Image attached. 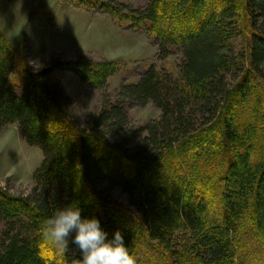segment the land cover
Segmentation results:
<instances>
[{
	"label": "trees",
	"instance_id": "trees-1",
	"mask_svg": "<svg viewBox=\"0 0 264 264\" xmlns=\"http://www.w3.org/2000/svg\"><path fill=\"white\" fill-rule=\"evenodd\" d=\"M101 8L146 28L160 61L181 52L179 74L151 65L84 129L44 78L67 70L101 91L117 64L52 60L18 75L0 32V135L18 123L44 155L32 197L0 187V264H75L74 245L63 255L40 246L43 221L67 204L110 236L120 229L138 264H264V0ZM149 103L161 119L132 128L128 109ZM115 187L127 207L108 197Z\"/></svg>",
	"mask_w": 264,
	"mask_h": 264
},
{
	"label": "rangeland",
	"instance_id": "rangeland-1",
	"mask_svg": "<svg viewBox=\"0 0 264 264\" xmlns=\"http://www.w3.org/2000/svg\"><path fill=\"white\" fill-rule=\"evenodd\" d=\"M106 3L143 10L148 0H0V32L16 53L18 75L24 70L34 73L50 70L52 60L87 58L117 64L119 71L101 91L92 89L67 70H52L44 78L49 87L60 93L62 105L84 129L104 98L114 102L121 87L139 83L151 65L177 76L183 61L178 50L160 61L157 41L146 28L133 29L132 21L109 15L101 8ZM128 110L131 126L136 130L162 117V111L154 103ZM43 162L42 150L26 142L18 123L3 129L0 187L16 197H32L36 187L34 176ZM108 197L120 205H129L128 195L119 187L110 189Z\"/></svg>",
	"mask_w": 264,
	"mask_h": 264
},
{
	"label": "clouds",
	"instance_id": "clouds-1",
	"mask_svg": "<svg viewBox=\"0 0 264 264\" xmlns=\"http://www.w3.org/2000/svg\"><path fill=\"white\" fill-rule=\"evenodd\" d=\"M74 245L79 252L75 264H138L125 244L122 231L110 236L97 216H82L76 204L59 207L43 221L40 246L63 255Z\"/></svg>",
	"mask_w": 264,
	"mask_h": 264
}]
</instances>
